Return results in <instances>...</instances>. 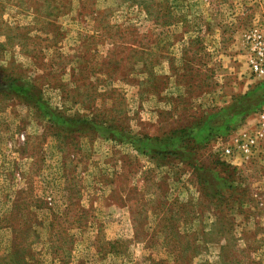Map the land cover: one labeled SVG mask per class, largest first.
<instances>
[{"label": "rangeland", "instance_id": "374dc122", "mask_svg": "<svg viewBox=\"0 0 264 264\" xmlns=\"http://www.w3.org/2000/svg\"><path fill=\"white\" fill-rule=\"evenodd\" d=\"M253 28L264 0H0V264H264Z\"/></svg>", "mask_w": 264, "mask_h": 264}, {"label": "trees", "instance_id": "16d2710c", "mask_svg": "<svg viewBox=\"0 0 264 264\" xmlns=\"http://www.w3.org/2000/svg\"><path fill=\"white\" fill-rule=\"evenodd\" d=\"M218 114L219 110H216L214 113H211V116L206 115L202 121L194 123V126L188 125L183 128L173 129L166 137H163L164 139L158 138V141L154 145V149H156V151H154L155 154L162 158L168 155L181 160L194 159V161H196L197 147H194L196 143L198 144L201 141L208 142L214 137L223 135L230 126L229 119L224 120L223 122L219 123V125H214L212 119ZM149 139L150 138H146V141L144 142L148 144L150 148H152ZM183 142L185 145L181 146L180 144ZM218 163L219 164H214L216 172L222 174L223 177H221V179L225 182L229 179V176L227 175L229 169L226 165H224V163Z\"/></svg>", "mask_w": 264, "mask_h": 264}, {"label": "built area", "instance_id": "2783aa9c", "mask_svg": "<svg viewBox=\"0 0 264 264\" xmlns=\"http://www.w3.org/2000/svg\"><path fill=\"white\" fill-rule=\"evenodd\" d=\"M246 63L249 71L255 76L264 77V29L253 28L244 34ZM257 128L253 135L245 138V141L238 145L243 155L251 154L252 150L264 138V105L256 114ZM220 153L223 157L232 154V147H222Z\"/></svg>", "mask_w": 264, "mask_h": 264}]
</instances>
